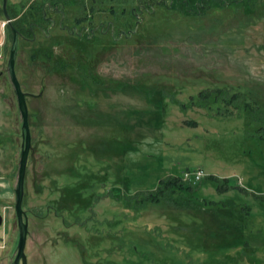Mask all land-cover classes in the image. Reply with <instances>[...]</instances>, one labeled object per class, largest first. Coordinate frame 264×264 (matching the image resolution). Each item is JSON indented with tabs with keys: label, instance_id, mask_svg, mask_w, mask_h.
I'll return each mask as SVG.
<instances>
[{
	"label": "rangeland",
	"instance_id": "1",
	"mask_svg": "<svg viewBox=\"0 0 264 264\" xmlns=\"http://www.w3.org/2000/svg\"><path fill=\"white\" fill-rule=\"evenodd\" d=\"M100 1L8 0L14 21L26 14L44 28L33 41L20 38L16 61L32 135L26 264H264V0L202 15L201 0ZM98 16L91 35L88 21ZM5 29L0 264H13L19 229L15 194H7L15 192L25 132ZM217 89L242 93L255 113L230 106L234 114H226L220 98L200 99ZM199 170L202 180H184ZM181 175L197 187L193 204L218 202L233 216L178 207L177 197L139 205L142 193ZM234 217L243 237L223 252L240 234ZM190 235L200 236L193 246ZM246 245L250 256H238Z\"/></svg>",
	"mask_w": 264,
	"mask_h": 264
},
{
	"label": "trees",
	"instance_id": "2",
	"mask_svg": "<svg viewBox=\"0 0 264 264\" xmlns=\"http://www.w3.org/2000/svg\"><path fill=\"white\" fill-rule=\"evenodd\" d=\"M136 1H139V0H118V3H120V5H125V4H128V2L134 3ZM245 1L248 2V8H251L253 6L251 0H201L198 3L197 15H202L204 12H206L207 10H210L214 6L220 7V8H226L230 5H235V6L239 5L240 3H243ZM34 8L35 7H32V6H30V8H29L30 13H31V16H30L31 18L33 15L35 16L36 12H37L35 10L33 11ZM39 8H40L39 10H42V13H43V6L40 5ZM2 12H3V9H2ZM12 19H14V18H12ZM14 24L17 27V29L21 32V35L26 34V33L28 34L30 32L29 27L31 24H29L28 16L26 14H24V16H22L20 19L15 20ZM7 30L10 34H12L8 25H7ZM241 94L242 93H239V92H235L233 94H230L229 89L228 90L217 89L213 92L212 91L200 92L199 97H200V99H203V100H208V98L212 95L215 98H220L225 104L226 109L224 112L226 114H231V115L234 114L233 111H231L229 109L230 106H233L234 109H236V110L242 109L245 112L246 117H247V113L248 114L249 113L254 114L256 111V106H257L256 103L250 102V101H248V99L242 103L241 101H243V100L241 99L242 98ZM209 178L218 181V179L216 177L211 176ZM219 182H221V181H219ZM196 189H197V187L194 186V184L192 182H185L183 180L182 175L181 176H170L167 179L160 181V184H159L157 190L152 191V192L142 193L141 197L139 196L141 199L138 200V203H140L139 204L140 206L146 205L147 203H153V204L166 203L169 201H173L177 197V200H175L176 201L175 205H177L178 207L182 206L185 208H190V209L193 208L195 210L200 211V210H204L203 206L205 205V206H208L209 208H211L210 210H212L213 212H216L217 214L219 213V215H221V216H223V214H227L228 215L227 217L233 216V215L226 213L227 211H220L219 209H221L225 205H222L221 203H218V202H213V201L206 202V201H204L203 202L204 204L202 205L199 201H197L198 202L197 205L193 204V200H191L190 198H193V195H195V193H196ZM220 190H224V187L222 185L220 186ZM188 197H190V198H188ZM181 199H183V200H181ZM246 215H248V213H246ZM235 219H236V221L239 220L241 222V223H239V222L236 223V227L237 226L239 227L240 234H238V233L231 234V236L234 239V244L232 246L229 245V246L221 247L220 250H222V251L224 250L223 252L230 250L243 237V233H242V236H240V235H241L242 229L244 227V224H243L244 222L242 219H237V217ZM200 236H201V234H200ZM200 236L199 235L198 236L190 235L189 237H185V240L193 246L192 240L195 242V239H197V238L199 239ZM195 248L200 250L201 252L202 251L206 252V256H208V257L210 256V260H211V256H213V255H212V253H210V251L206 250L203 247L197 246ZM240 249H241L240 251H242V252L239 251L240 253H238V256H245V255L250 256L247 253V251L250 249H253V248L246 245L244 247H241ZM210 260H208V261H210ZM206 262H207V260L205 259L204 261H202V264H205Z\"/></svg>",
	"mask_w": 264,
	"mask_h": 264
},
{
	"label": "water",
	"instance_id": "3",
	"mask_svg": "<svg viewBox=\"0 0 264 264\" xmlns=\"http://www.w3.org/2000/svg\"><path fill=\"white\" fill-rule=\"evenodd\" d=\"M2 7H3L5 20L12 33V43L9 53L8 67H9L11 80L16 91L19 110L23 118V129L25 132L24 149L22 151L20 158L18 180L15 188V213H16L17 224L19 229V243L17 248V254L13 264H26L25 250H26L29 230H28V221L25 218L26 213L23 209V202L25 195V179H26L28 158L31 151L32 135L29 125V111L26 102V94L23 92L20 81L16 74L18 44L22 35L21 32L15 26L14 20L11 18V16L8 13V0H3ZM3 221L4 218L2 215H0V226L3 225Z\"/></svg>",
	"mask_w": 264,
	"mask_h": 264
},
{
	"label": "flooded vegetation",
	"instance_id": "4",
	"mask_svg": "<svg viewBox=\"0 0 264 264\" xmlns=\"http://www.w3.org/2000/svg\"><path fill=\"white\" fill-rule=\"evenodd\" d=\"M101 1L100 0H94V2H93V7H97L98 6V8H100L101 7ZM99 10V9H98ZM58 11H59V9H58ZM100 11V10H99ZM98 14H100V12L98 13ZM44 20H47V18H45ZM100 16H98V20H96V17H94V20L91 22V20H89L88 21V23L91 25H93V28L92 29H90V31L92 32V34L91 35H94V34H96V30H100ZM97 21H99V23L97 22ZM96 23H98V24H96ZM55 24V22H53V25ZM35 28H38V30L40 31H42L44 28H43V26H41L39 23H33V24H31L30 25V27H29V29H30V33L32 34V37L29 39L25 34H22V37L21 38H24V39H27V40H29V41H33V40H35V34H34V29ZM45 32H47V30H44ZM45 36H48V34H45Z\"/></svg>",
	"mask_w": 264,
	"mask_h": 264
},
{
	"label": "crops",
	"instance_id": "5",
	"mask_svg": "<svg viewBox=\"0 0 264 264\" xmlns=\"http://www.w3.org/2000/svg\"><path fill=\"white\" fill-rule=\"evenodd\" d=\"M2 9L3 8H2V5L0 3V62L1 63L5 58V54H6V50H7V33H6V29L2 27L3 22L6 20H5L4 14L2 12ZM10 194L14 195L15 194L14 190L11 189V193L9 192L7 195H9V197H10Z\"/></svg>",
	"mask_w": 264,
	"mask_h": 264
},
{
	"label": "built area",
	"instance_id": "6",
	"mask_svg": "<svg viewBox=\"0 0 264 264\" xmlns=\"http://www.w3.org/2000/svg\"><path fill=\"white\" fill-rule=\"evenodd\" d=\"M7 25V22L4 21L2 24V27L5 28ZM204 178V173L202 170L196 171V172H186L184 174V180L185 181H191V180H196V181H200Z\"/></svg>",
	"mask_w": 264,
	"mask_h": 264
}]
</instances>
